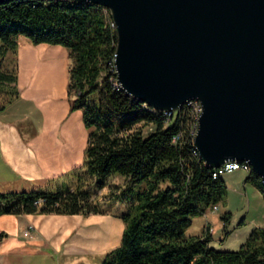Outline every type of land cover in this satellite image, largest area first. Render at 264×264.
Wrapping results in <instances>:
<instances>
[{
	"label": "trees",
	"instance_id": "16d2710c",
	"mask_svg": "<svg viewBox=\"0 0 264 264\" xmlns=\"http://www.w3.org/2000/svg\"><path fill=\"white\" fill-rule=\"evenodd\" d=\"M19 35L70 50V95L72 87L77 90L71 108L82 109L89 133L84 162L73 170L74 182L0 189V214L109 212L118 200L125 205L117 213L125 222L122 239L101 264H264L263 226L255 227L234 250L212 246L207 230L186 233L194 215L226 201L228 185L193 151L182 111L167 121L162 110L116 85L117 30L103 5L77 0L0 3V90L6 94L0 110L18 95ZM95 91L96 101L90 97ZM139 122L152 128L144 132L136 126ZM113 175L126 178L125 187L119 195L110 191L100 198L98 190ZM246 181L254 182L264 197V182L253 170ZM230 216L229 211L221 215L224 226ZM5 235L0 232V241Z\"/></svg>",
	"mask_w": 264,
	"mask_h": 264
},
{
	"label": "water",
	"instance_id": "95a60500",
	"mask_svg": "<svg viewBox=\"0 0 264 264\" xmlns=\"http://www.w3.org/2000/svg\"><path fill=\"white\" fill-rule=\"evenodd\" d=\"M77 1L110 9L124 91L157 110L199 99L200 158L248 160L264 180V0Z\"/></svg>",
	"mask_w": 264,
	"mask_h": 264
},
{
	"label": "crops",
	"instance_id": "0c3cea01",
	"mask_svg": "<svg viewBox=\"0 0 264 264\" xmlns=\"http://www.w3.org/2000/svg\"><path fill=\"white\" fill-rule=\"evenodd\" d=\"M17 60L18 95L0 110V189L72 183L89 132L82 109L71 108L70 50L19 35ZM248 173L237 169L222 177L230 189L247 186ZM29 224L34 229L25 235ZM124 227L113 211L2 213L0 232L7 235L0 241V264H101L120 244Z\"/></svg>",
	"mask_w": 264,
	"mask_h": 264
},
{
	"label": "rangeland",
	"instance_id": "374dc122",
	"mask_svg": "<svg viewBox=\"0 0 264 264\" xmlns=\"http://www.w3.org/2000/svg\"><path fill=\"white\" fill-rule=\"evenodd\" d=\"M10 57L12 55L10 54ZM72 98L77 95V90L72 87ZM6 97L5 91L0 90V103ZM92 100L96 101L98 91L90 94ZM136 126H141L144 132L152 128L151 124H143L139 122ZM244 170V169H242ZM247 186L242 183L237 187H231L227 191L226 201L221 203L218 208L213 206L208 208L205 213L196 214L192 217V223L187 227V234H202L209 230V226L213 227V232H210L212 239L210 244L218 249L234 250L239 248L241 243L246 240L249 233L259 225L258 221L264 222V197L258 186L252 182L247 181ZM126 178L121 175H113L110 178L108 186L98 190L100 198L102 195L113 191L119 195L120 190L125 187ZM112 203L110 200L107 201ZM112 210L115 213L122 211L125 207L121 202L115 200L112 204ZM227 211L231 212L230 220L224 226L221 215Z\"/></svg>",
	"mask_w": 264,
	"mask_h": 264
},
{
	"label": "built area",
	"instance_id": "2783aa9c",
	"mask_svg": "<svg viewBox=\"0 0 264 264\" xmlns=\"http://www.w3.org/2000/svg\"><path fill=\"white\" fill-rule=\"evenodd\" d=\"M104 10L108 16V19L111 21V24L113 26H115V22L113 20L110 9L106 6H104ZM114 66H115V64H114ZM115 70H116V67H115ZM116 85L120 86L118 84L117 80H116ZM155 110H157V109H155ZM202 110H203V105H202L201 101L197 98H191V99L187 100L178 110L166 109V110H162V112L164 113L165 116H167V121H169L173 115H175L177 112L180 113L182 111V113L186 116V119H187V122H186L187 123V129L192 134V137L194 139V135L198 129L199 116H200ZM181 134H182V131L180 133L175 134L173 136V140L177 141L181 137ZM193 151L199 155L198 150H197L195 145H194ZM237 169H244V170L250 171L251 165H250L248 160H236V159L227 160L223 164H221L220 166L215 167L214 176L216 177V176L222 175L223 173L230 172V171L237 170ZM262 181L264 182L263 179H262ZM213 207L218 208V204H215ZM33 229H34V224H29L26 227V229L24 230V234L30 235ZM208 231L213 232L214 231L213 227L209 226Z\"/></svg>",
	"mask_w": 264,
	"mask_h": 264
}]
</instances>
